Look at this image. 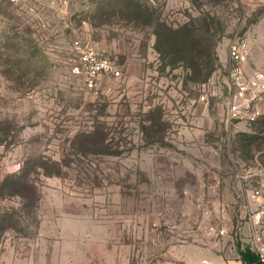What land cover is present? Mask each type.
I'll use <instances>...</instances> for the list:
<instances>
[{
  "label": "rangeland",
  "instance_id": "obj_1",
  "mask_svg": "<svg viewBox=\"0 0 264 264\" xmlns=\"http://www.w3.org/2000/svg\"><path fill=\"white\" fill-rule=\"evenodd\" d=\"M136 1L151 20L131 0H0V264H243L264 133L237 141L261 117L228 125L223 80L239 36L264 70V0ZM207 12L223 35L194 81L190 57L170 62L208 44ZM157 19L195 21L194 52L161 34L162 59ZM75 38L119 65L98 93L73 69ZM92 130L118 154L91 153Z\"/></svg>",
  "mask_w": 264,
  "mask_h": 264
},
{
  "label": "built area",
  "instance_id": "obj_2",
  "mask_svg": "<svg viewBox=\"0 0 264 264\" xmlns=\"http://www.w3.org/2000/svg\"><path fill=\"white\" fill-rule=\"evenodd\" d=\"M73 69L82 77L86 89L98 93L106 81L121 75L119 65L87 42L75 38L71 42ZM228 64L225 70V117L230 125L251 123L264 115V70L251 62L247 41L239 36L228 45ZM250 175L264 177V168H249ZM257 207L251 214L250 230L241 247H248L257 256L254 264H264V184L251 190Z\"/></svg>",
  "mask_w": 264,
  "mask_h": 264
},
{
  "label": "trees",
  "instance_id": "obj_3",
  "mask_svg": "<svg viewBox=\"0 0 264 264\" xmlns=\"http://www.w3.org/2000/svg\"><path fill=\"white\" fill-rule=\"evenodd\" d=\"M133 3H135L138 8L147 14L149 17L148 19L151 20L152 13H154L153 9H150V7L146 5L140 4V2L136 0H131ZM203 24V27L201 28L204 32L209 33V42L208 44L204 43V46L200 43V50H197L196 54L193 56H171L172 59L170 63H176V61H182L186 62V60L190 57L191 62L190 64L186 65V68L190 69L192 71V74L190 76V80L194 81H204L206 80L212 73V71L215 68V63L217 60V56L215 54L214 46L216 44V41L219 40V38L223 35V27L220 25V22L218 21V18H216L214 15H210L208 12L204 13L202 15V18L200 20ZM215 23L217 26H215ZM156 29L154 30V35L156 37L155 41V49L160 54V57L164 59L165 54H163V50L160 48L159 45H161V34H164V38L168 41V43L171 42L172 36L176 37V40H178L182 44L181 47H177L172 49L171 51L174 53H181V51L188 50V52L192 53L194 52V43L193 41L198 36V27L195 24V21L189 20L186 21L176 27H173L169 24H167L164 21L156 20ZM212 33H210V31ZM160 30H163V33L160 32ZM218 33V38L214 40L212 38L213 35H216ZM211 37V38H210ZM204 48H206V52L204 51ZM171 51L168 53V55L171 53ZM205 56V57H204ZM152 111L149 110L147 113V120L150 121V125L153 127L155 125V121L153 122V119L155 116H152ZM157 121H160L161 114H158ZM258 131L254 130V133H247V132H241L238 134V140L242 146L247 147L250 149L255 143L257 135L256 133H264V116L260 118L258 122H256ZM89 138L88 145L92 146L91 153H107V154H118L119 150L117 149H111L108 145V143H104L105 136L104 133H98L97 131H88L86 134H84ZM90 149V148H89ZM103 149V150H102ZM41 164L38 165L41 170L45 171L47 175L50 174H58L60 173V169H57L55 172H49L46 170L44 166V162H40ZM261 166V165H260ZM263 167V166H262ZM264 168V167H263ZM237 251L240 256V260L243 264H254L257 261V256L252 252L248 247L244 246L241 247L239 244L237 246Z\"/></svg>",
  "mask_w": 264,
  "mask_h": 264
},
{
  "label": "crops",
  "instance_id": "obj_4",
  "mask_svg": "<svg viewBox=\"0 0 264 264\" xmlns=\"http://www.w3.org/2000/svg\"><path fill=\"white\" fill-rule=\"evenodd\" d=\"M254 176H255V175H254ZM256 177L259 179V181H258L257 185H256L254 188L259 187L261 184H264V177H261V176H256ZM254 198H255V197H254ZM257 204H258V203H257V199L255 198L254 205H253V207H252V209H251L252 212L256 209ZM252 212H251V214H252ZM251 214L249 215V218H248L247 230H246V232H244V236H243V238H242V242H245L246 236L249 234V230H250V228H251V227H250Z\"/></svg>",
  "mask_w": 264,
  "mask_h": 264
}]
</instances>
